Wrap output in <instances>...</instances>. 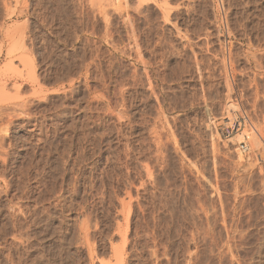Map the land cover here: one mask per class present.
<instances>
[{"label":"rangeland","instance_id":"rangeland-1","mask_svg":"<svg viewBox=\"0 0 264 264\" xmlns=\"http://www.w3.org/2000/svg\"><path fill=\"white\" fill-rule=\"evenodd\" d=\"M263 150L264 0H0V264H263Z\"/></svg>","mask_w":264,"mask_h":264},{"label":"bare ground","instance_id":"bare-ground-1","mask_svg":"<svg viewBox=\"0 0 264 264\" xmlns=\"http://www.w3.org/2000/svg\"><path fill=\"white\" fill-rule=\"evenodd\" d=\"M5 4V3H4ZM141 4V3H140ZM8 7V6H7ZM11 7V6H10ZM6 8V7H5ZM10 9V8H9ZM14 11V10H13ZM88 11V10H87ZM167 11H168V9H167ZM171 11V10H170ZM166 12V11H165ZM14 13V12H13ZM105 13V12H104ZM166 13H168V12H166ZM106 14V13H105ZM87 15V14H86ZM169 15V14H168ZM90 16V15H89ZM105 19H107V18H105ZM140 19V18H139ZM107 21H109V19L107 20ZM133 21V20H132ZM139 21V20H138ZM146 22H147V20H145ZM143 22V21H142ZM84 23V22H83ZM110 24V23H109ZM106 25V24H105ZM143 29V28H142ZM108 30V29H107ZM111 30V29H110ZM111 32V31H110ZM107 33V32H106ZM146 34V33H145ZM108 35H109V33H108ZM111 35V34H110ZM138 35H140V34H138ZM146 37V36H145ZM106 39V38H105ZM85 45V44H84ZM82 53V52H81ZM255 54V53H254ZM82 56V55H81ZM93 56V55H92ZM31 59V58H30ZM82 60V59H81ZM93 60V59H92ZM24 61V60H23ZM78 62V61H77ZM31 63V62H30ZM27 64V63H26ZM69 64V63H68ZM27 66V65H26ZM26 66H25V68H26ZM225 67V66H224ZM88 68V67H87ZM227 68V67H226ZM90 69V68H89ZM147 70V69H146ZM30 72V71H29ZM33 72L31 71V74H32ZM50 73V72H49ZM86 73H87V71H86ZM30 74V73H29ZM31 74H30V76H31ZM34 74V73H33ZM35 75V74H34ZM34 75H32L33 77H35ZM88 75V74H87ZM133 75V74H132ZM51 76V75H50ZM94 76V75H93ZM29 77V76H28ZM27 77V78H28ZM46 77V76H45ZM32 77H29V79H31ZM93 78V77H92ZM33 79V78H32ZM136 79V78H135ZM148 80V79H147ZM150 80V79H149ZM148 80V81H149ZM32 81V80H31ZM151 81V80H150ZM115 82V81H114ZM103 83H105V82H103ZM148 84V83H147ZM75 86V85H74ZM108 87V86H107ZM163 87V86H162ZM144 88V87H143ZM125 89V88H124ZM150 89V88H149ZM153 90V89H152ZM106 91V90H105ZM109 92V91H108ZM117 92V91H116ZM136 92V91H135ZM157 92V91H156ZM173 92V91H172ZM113 93V92H112ZM145 93V92H144ZM155 93V92H154ZM116 94V93H115ZM37 95V94H36ZM95 95V94H94ZM116 96V95H115ZM161 96V95H160ZM48 97V96H47ZM73 97V96H72ZM142 98V97H141ZM145 98V97H144ZM72 99V98H71ZM99 99V98H98ZM151 99V98H150ZM100 100V99H99ZM135 100V99H134ZM135 102V101H134ZM118 103V102H117ZM229 106V105H228ZM24 107V106H23ZM230 107V106H229ZM133 108V107H132ZM234 109V108H233ZM130 110V109H129ZM135 112V111H134ZM158 112V111H157ZM142 113V112H141ZM129 114V113H128ZM154 114V113H153ZM229 114V113H228ZM27 115V114H26ZM153 116V115H152ZM28 117V116H27ZM13 118V117H12ZM154 118V117H153ZM233 118V117H232ZM62 119V118H61ZM231 120V119H230ZM132 122V121H131ZM160 122V121H159ZM31 123V122H30ZM119 123H120V121H119ZM10 124V123H9ZM42 124V123H41ZM106 124V123H105ZM123 124H124V122H123ZM104 126V125H103ZM144 126V125H143ZM152 126V125H151ZM104 128V127H103ZM154 129V128H153ZM159 129V128H158ZM164 129V128H163ZM57 130V129H56ZM149 130V129H148ZM147 130V131H148ZM244 131V130H243ZM243 131H241L240 133H238L237 134V137H238V135L240 136V137H242L243 136ZM253 131H255V130H253ZM260 131V130H259ZM7 132V131H6ZM245 132V131H244ZM249 133V132H248ZM247 133V134H248ZM261 133V132H260ZM121 135V134H120ZM251 135V134H250ZM252 137H253V135H251ZM256 136H258L257 135V133H256V135L254 136V137H256ZM262 136V135H261ZM235 137V136H234ZM240 137L238 138V139H240ZM244 137V136H243ZM250 136H248V139L250 140V138H249ZM263 137V136H262ZM123 138V137H122ZM153 139V138H152ZM157 139V138H156ZM255 139V138H254ZM253 139V140H254ZM258 140V139H257ZM239 141V140H238ZM252 141V140H251ZM250 141V142H251ZM72 142V141H71ZM129 142V141H128ZM255 142H257V141H255ZM259 143H260V141H258ZM252 143V142H251ZM65 146V145H64ZM155 146H157V145H155ZM257 146H258V143H257ZM256 146V147H257ZM247 147V146H246ZM252 148H253V146H251ZM81 149V148H80ZM144 150V149H143ZM236 151V150H235ZM264 151V150H263ZM134 152V151H133ZM142 152V151H141ZM157 152V151H156ZM237 152V151H236ZM239 152V151H238ZM241 152V151H240ZM262 152V151H261ZM261 152H260V154H261ZM100 153V152H99ZM255 153V152H254ZM161 155V154H160ZM254 156H255V154H253ZM239 156V155H238ZM239 157H241V155L239 156ZM258 157V156H257ZM156 158V157H155ZM252 158H254V157H252ZM240 159H242V157L240 158ZM256 159V158H255ZM258 159V158H257ZM256 159V160H257ZM158 160V159H157ZM252 160V159H251ZM255 160V162H257ZM37 161V160H36ZM137 161V160H136ZM62 162V161H61ZM141 162V161H140ZM158 162H159V160H158ZM252 162V161H251ZM248 164H249V162H248ZM253 164V163H252ZM256 164V163H255ZM144 166V165H143ZM48 167V166H47ZM69 171V170H68ZM264 175V174H263ZM51 176V175H50ZM240 177V176H239ZM264 177V176H263ZM129 183V182H128ZM250 183V182H249ZM10 184V183H9ZM47 186V185H46ZM50 186V185H49ZM61 187V186H60ZM234 188V187H233ZM52 189V188H51ZM195 189V188H194ZM233 190H235V189H233ZM245 190V189H244ZM248 190H249V188H248ZM247 190V191H248ZM236 191V190H235ZM250 191V190H249ZM154 192V191H153ZM156 192V191H155ZM188 192V191H187ZM190 192V191H189ZM256 192V191H255ZM172 193V192H171ZM193 193V192H192ZM237 193V192H236ZM22 195V194H21ZM28 196V195H27ZM157 196V195H156ZM16 197V196H15ZM57 197V196H56ZM247 197V196H246ZM65 198V197H64ZM161 198V197H160ZM165 198H166V196H165ZM245 198V197H244ZM124 199V198H123ZM123 199H121V200H123ZM163 199V198H162ZM198 201V200H197ZM206 201V200H205ZM201 202V201H200ZM203 202V201H202ZM259 202V201H258ZM199 203V202H198ZM207 203V202H206ZM126 204V203H125ZM161 204V203H160ZM180 205V204H179ZM249 205V204H248ZM189 206V205H188ZM209 206V205H208ZM263 206V205H262ZM57 207V206H56ZM65 207V206H64ZM60 208V207H59ZM197 208V207H196ZM224 208V207H223ZM47 209V208H46ZM160 209V208H159ZM255 209V208H254ZM264 209V208H263ZM23 210V209H22ZM188 210V209H187ZM208 211V210H207ZM20 212V211H19ZM159 212V211H158ZM256 212V211H255ZM161 213V212H160ZM251 213V212H250ZM20 214V213H19ZM51 214V213H50ZM202 214V213H201ZM55 215V214H54ZM225 215V214H224ZM261 215V214H260ZM62 216V215H61ZM165 216V215H164ZM168 216V215H167ZM175 216V215H174ZM178 216V215H177ZM229 216V215H228ZM246 216V215H245ZM256 216V215H255ZM258 216V215H257ZM25 217V216H24ZM30 217V216H29ZM159 217V216H158ZM179 217V216H178ZM54 218V217H53ZM197 219V218H196ZM32 220H34V219H32ZM165 220V219H164ZM217 220V219H216ZM249 221V220H248ZM37 222V221H36ZM246 222V221H245ZM191 223V222H190ZM216 223V222H215ZM28 224V223H27ZM209 224V223H208ZM230 224V223H229ZM26 226V225H25ZM119 226V225H118ZM203 226V225H202ZM167 227V226H166ZM180 227V226H179ZM184 227V226H183ZM196 227V226H195ZM199 227V226H198ZM236 227V226H235ZM21 228V227H20ZM226 228H227V226H226ZM14 229V228H13ZM228 230V229H227ZM198 231V230H197ZM216 231H218V230H216ZM181 232V231H180ZM178 233V232H177ZM243 233V232H242ZM264 233V232H263ZM28 234V233H27ZM204 234V233H203ZM22 235V234H21ZM218 235V234H217ZM20 236V235H19ZM182 236V235H181ZM240 236V235H239ZM17 237V236H16ZM186 237V236H185ZM184 237V238H185ZM188 237V236H187ZM204 238V237H203ZM263 238V237H262ZM236 240V239H235ZM146 241V240H145ZM238 241V240H237ZM193 242V241H192ZM230 242V241H229ZM239 242H241V241H239ZM10 243V242H9ZM262 243V242H261ZM185 244V243H184ZM223 244V243H222ZM242 244V243H241ZM14 245V244H13ZM17 245V244H16ZM204 245V244H203ZM235 245V244H234ZM238 245H240L239 243H238ZM69 247V246H68ZM7 248V247H6ZM9 248V247H8ZM16 248V247H15ZM212 248V247H211ZM264 248V247H263ZM26 249V248H25ZM35 249V248H34ZM220 249V248H219ZM11 250V249H10ZM63 250V249H62ZM197 250V249H196ZM175 252V251H174ZM232 252V251H231ZM60 253V252H59ZM60 255V254H59ZM204 255V254H203ZM212 255V254H211ZM73 256V255H72ZM200 256V255H199ZM226 256V255H225ZM203 257V256H202ZM9 258V257H8ZM37 258V257H36ZM222 258V257H221ZM22 259V258H21ZM44 259V258H43ZM199 259V258H198ZM13 260V259H12ZM197 260V259H196ZM231 260V259H230ZM239 260V259H238ZM263 260V259H262ZM261 260V261H262ZM203 261V260H202ZM243 261V260H242ZM78 262V261H77ZM245 262V261H244ZM243 262V263H244ZM260 262V261H259ZM30 263V262H29ZM63 263V262H62ZM44 264V263H43ZM77 264V263H76ZM214 264V263H213ZM241 264H242V262H241ZM249 264V263H248ZM259 264V263H258ZM264 264V263H263Z\"/></svg>","mask_w":264,"mask_h":264},{"label":"built area","instance_id":"built-area-1","mask_svg":"<svg viewBox=\"0 0 264 264\" xmlns=\"http://www.w3.org/2000/svg\"><path fill=\"white\" fill-rule=\"evenodd\" d=\"M227 134H230V133H229V130H227ZM243 147L246 148V146H243Z\"/></svg>","mask_w":264,"mask_h":264}]
</instances>
